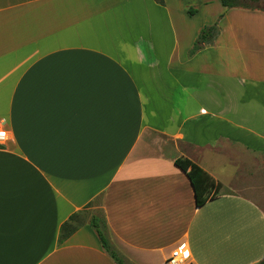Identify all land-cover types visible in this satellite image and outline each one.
<instances>
[{
  "label": "crops",
  "instance_id": "0c3cea01",
  "mask_svg": "<svg viewBox=\"0 0 264 264\" xmlns=\"http://www.w3.org/2000/svg\"><path fill=\"white\" fill-rule=\"evenodd\" d=\"M162 1L0 0V264H115L87 224L59 243L96 202L132 264L263 259L264 11ZM178 159L220 195L197 208Z\"/></svg>",
  "mask_w": 264,
  "mask_h": 264
},
{
  "label": "trees",
  "instance_id": "16d2710c",
  "mask_svg": "<svg viewBox=\"0 0 264 264\" xmlns=\"http://www.w3.org/2000/svg\"><path fill=\"white\" fill-rule=\"evenodd\" d=\"M239 1L240 0H220L222 6L226 9H251L249 7L242 6ZM155 2L159 5L163 4L162 0H155ZM193 13L194 12L189 10V15H193ZM219 35L220 28L218 23H215L212 26L203 27L193 43L192 48L189 50L188 57H193L197 52L213 45ZM174 165L187 178L191 186L195 199V206L197 208L202 207L206 202L213 200L220 195L222 186L191 161L187 159H178L174 162ZM85 214L86 211L75 213L61 225L59 243L67 240L78 229L87 224L95 233L105 253L115 264H132L111 243L107 234L105 219L103 217L98 218L92 215L88 221H84ZM258 264H264V257Z\"/></svg>",
  "mask_w": 264,
  "mask_h": 264
},
{
  "label": "built area",
  "instance_id": "2783aa9c",
  "mask_svg": "<svg viewBox=\"0 0 264 264\" xmlns=\"http://www.w3.org/2000/svg\"><path fill=\"white\" fill-rule=\"evenodd\" d=\"M0 146L8 140V132L5 129V121L0 120ZM189 261V250L185 243L179 244L165 260L163 264H187Z\"/></svg>",
  "mask_w": 264,
  "mask_h": 264
},
{
  "label": "rangeland",
  "instance_id": "374dc122",
  "mask_svg": "<svg viewBox=\"0 0 264 264\" xmlns=\"http://www.w3.org/2000/svg\"><path fill=\"white\" fill-rule=\"evenodd\" d=\"M239 3L245 7L258 8V9L264 11V0H240ZM220 20H221V18H219L216 21V23H218V25H219ZM219 28H220V26H219ZM261 205L264 206V204H261ZM92 215H95L98 218L102 216V212H101V209L99 207V202H96L95 204L90 206V208L86 211V214L84 215V221H88Z\"/></svg>",
  "mask_w": 264,
  "mask_h": 264
},
{
  "label": "snow or ice",
  "instance_id": "6c2138e0",
  "mask_svg": "<svg viewBox=\"0 0 264 264\" xmlns=\"http://www.w3.org/2000/svg\"><path fill=\"white\" fill-rule=\"evenodd\" d=\"M0 135H2V134H0Z\"/></svg>",
  "mask_w": 264,
  "mask_h": 264
}]
</instances>
